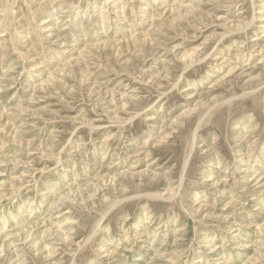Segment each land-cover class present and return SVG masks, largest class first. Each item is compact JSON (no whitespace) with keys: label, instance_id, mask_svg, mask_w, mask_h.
<instances>
[{"label":"rangeland","instance_id":"obj_1","mask_svg":"<svg viewBox=\"0 0 264 264\" xmlns=\"http://www.w3.org/2000/svg\"><path fill=\"white\" fill-rule=\"evenodd\" d=\"M0 264H264V0H0Z\"/></svg>","mask_w":264,"mask_h":264}]
</instances>
